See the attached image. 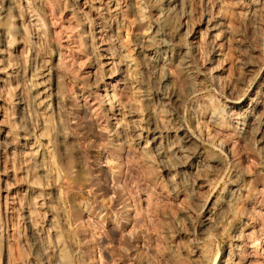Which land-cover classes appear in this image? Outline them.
Listing matches in <instances>:
<instances>
[{
    "label": "rangeland",
    "instance_id": "1",
    "mask_svg": "<svg viewBox=\"0 0 264 264\" xmlns=\"http://www.w3.org/2000/svg\"><path fill=\"white\" fill-rule=\"evenodd\" d=\"M0 264H264V0H0Z\"/></svg>",
    "mask_w": 264,
    "mask_h": 264
},
{
    "label": "bare ground",
    "instance_id": "2",
    "mask_svg": "<svg viewBox=\"0 0 264 264\" xmlns=\"http://www.w3.org/2000/svg\"><path fill=\"white\" fill-rule=\"evenodd\" d=\"M46 9L48 15L47 16L48 22L50 23L52 28H54L53 33H54L55 41L59 45V65L66 72L73 74L74 76L78 74L80 75V73L82 72H87V66H88L87 64L91 63V58H90L91 53L89 52V48L85 46L81 54L75 51V47H76L75 39L77 37L75 38V35L72 32L73 31L72 23L69 22L67 19H65L66 13L62 12L61 14H59L60 10L58 11V9H56L51 3L47 5ZM84 32L85 31L83 30L82 33ZM63 38L66 39L64 43L62 42ZM80 76H83V74ZM70 92L73 93L72 89H70ZM96 95L100 96L98 92H96ZM92 108H93L92 109L93 113L94 114L97 113L98 109L96 107H93V105ZM99 121L101 122L103 129L107 130L109 127L108 121H106L104 118H100Z\"/></svg>",
    "mask_w": 264,
    "mask_h": 264
}]
</instances>
